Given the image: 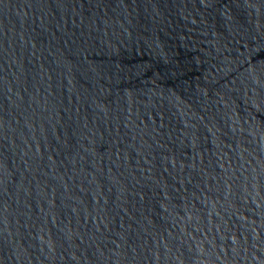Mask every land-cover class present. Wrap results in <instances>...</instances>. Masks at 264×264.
I'll list each match as a JSON object with an SVG mask.
<instances>
[{"label": "water", "instance_id": "1", "mask_svg": "<svg viewBox=\"0 0 264 264\" xmlns=\"http://www.w3.org/2000/svg\"><path fill=\"white\" fill-rule=\"evenodd\" d=\"M0 264H264V0H0Z\"/></svg>", "mask_w": 264, "mask_h": 264}]
</instances>
